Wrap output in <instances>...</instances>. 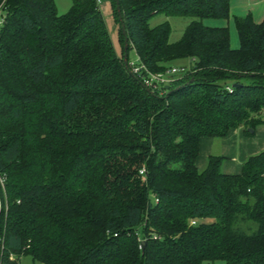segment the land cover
I'll return each mask as SVG.
<instances>
[{"label":"trees","instance_id":"trees-1","mask_svg":"<svg viewBox=\"0 0 264 264\" xmlns=\"http://www.w3.org/2000/svg\"><path fill=\"white\" fill-rule=\"evenodd\" d=\"M231 1L120 0L127 68L99 0H0V264H264V151L197 166L202 138L264 126V20L236 18L239 47L206 23ZM131 50L184 70L151 93Z\"/></svg>","mask_w":264,"mask_h":264},{"label":"crops","instance_id":"crops-1","mask_svg":"<svg viewBox=\"0 0 264 264\" xmlns=\"http://www.w3.org/2000/svg\"><path fill=\"white\" fill-rule=\"evenodd\" d=\"M99 1L102 4L108 0ZM247 15H251L257 23L262 22L264 20V0H232L229 18L208 19L206 23L210 26H229L231 33L232 30H235L237 37L236 18ZM232 46L235 47V43ZM258 127L261 129L259 134ZM258 127L254 132L249 133L246 132L244 127H239L232 129L224 137L202 138L197 159L199 170H205L210 156H222L224 158L221 166L223 172L229 174L241 173L249 157L264 151V127H261V125Z\"/></svg>","mask_w":264,"mask_h":264},{"label":"rangeland","instance_id":"rangeland-1","mask_svg":"<svg viewBox=\"0 0 264 264\" xmlns=\"http://www.w3.org/2000/svg\"><path fill=\"white\" fill-rule=\"evenodd\" d=\"M55 2H56V6H57L59 14L66 13L72 5V0H55ZM100 7L104 14L105 22H106L108 31L110 33V36L112 38V41L114 43V46L116 48V51L118 52L119 56L122 57L124 54L123 37L121 34V26H120V23L118 21V18L115 12L116 11L115 2L114 0L104 1L102 4H100ZM5 13L6 12L4 11V9L0 8V22H3ZM165 21H169L171 24L172 33L170 36V41L174 42L182 37L190 19L186 17H170V16H166L165 14H159V15H156L151 20V24L154 26V25L160 24ZM232 31L233 32L231 33V44L234 45L235 43L236 45L235 47H239L240 40L238 37V33L236 32L237 34V37H236L235 30H232ZM130 59L131 61L135 63L138 60L133 50L130 51ZM172 64H174L175 66L189 65V68H190L189 60H186V59H177L173 61ZM262 126L263 125H261V127ZM260 130L261 129L258 127V134ZM19 256H20L19 258L22 260V264H45L40 261L33 260L30 256H26L25 253H21L19 254ZM210 264H226V262L222 259H217L211 262Z\"/></svg>","mask_w":264,"mask_h":264},{"label":"built area","instance_id":"built-area-1","mask_svg":"<svg viewBox=\"0 0 264 264\" xmlns=\"http://www.w3.org/2000/svg\"><path fill=\"white\" fill-rule=\"evenodd\" d=\"M139 62H140L139 59L137 60L136 63L131 61L130 62L131 69L134 73L142 76V69L144 68L147 72V75H143L144 78L143 82L146 86L152 89L160 88L161 86L168 84L171 81V77H170L171 75L179 73L184 70L178 67H174L165 72L154 73L149 71L147 68H145L144 64H140ZM141 173H143V170L141 171ZM196 223H197L196 219L191 220L192 225H195Z\"/></svg>","mask_w":264,"mask_h":264},{"label":"water","instance_id":"water-1","mask_svg":"<svg viewBox=\"0 0 264 264\" xmlns=\"http://www.w3.org/2000/svg\"><path fill=\"white\" fill-rule=\"evenodd\" d=\"M116 4H117V12H118V15H119V20H120V23H121V26H122V30H123V34H124V63H125V66L127 68H129V55H128V51H129V38H128V35H127V30H126V26H125V23H124V20H123V16H122V9H121V5H120V0H116ZM143 84V83H142ZM144 87H146V89L148 91H150L151 93H153V91L148 87L146 86L145 84H143ZM167 88H169V86H166ZM251 132H254L253 129H250ZM144 243V242H143Z\"/></svg>","mask_w":264,"mask_h":264}]
</instances>
